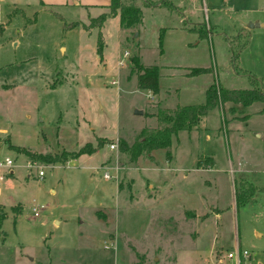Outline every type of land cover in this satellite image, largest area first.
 <instances>
[{"label": "rangeland", "instance_id": "rangeland-1", "mask_svg": "<svg viewBox=\"0 0 264 264\" xmlns=\"http://www.w3.org/2000/svg\"><path fill=\"white\" fill-rule=\"evenodd\" d=\"M120 3H135L141 23L124 30L104 16L96 27L109 0H0V159L14 163L0 183V264H133L136 253L145 264H214L235 246L264 264V113H251L259 102L213 107L197 130L172 138L169 162L162 150L153 163L118 150L152 130L157 102L199 105L212 83L246 89L248 75L264 79V27L224 39L264 18V0ZM133 58L158 68L154 97L137 88ZM196 68L207 71L191 76ZM86 143L89 157L36 158ZM208 160V173L198 172ZM25 161L45 167L43 176L29 175ZM115 166L117 180L103 179Z\"/></svg>", "mask_w": 264, "mask_h": 264}, {"label": "trees", "instance_id": "trees-1", "mask_svg": "<svg viewBox=\"0 0 264 264\" xmlns=\"http://www.w3.org/2000/svg\"><path fill=\"white\" fill-rule=\"evenodd\" d=\"M104 16L112 18L117 17L121 28H130L140 22L141 11L140 8L134 4L123 5L120 3V0H109L107 14L98 17L100 20L98 24H96V27L101 24ZM131 64L133 66L131 71L136 74L137 88L149 90L153 93L157 92L158 68L156 66H141L135 58L131 60ZM196 72L202 73L204 70L199 69V71ZM248 83V89L234 90H227L216 83H212L208 85L204 91L203 104L178 106L174 109H157L154 116L158 123V127L152 130L146 128L141 129L136 134L133 142L129 145L119 140V152L126 154L128 156V161L131 163L135 162L140 156H149L153 151L162 150L169 153L171 140L178 132L190 131L197 125L201 116L205 115L213 107L224 102L237 104L242 107L248 106L254 102H260L263 106L259 112H264V79L256 80L249 76ZM101 143L102 142H100V144ZM93 151V146L86 143L79 146L75 151H70L68 153L62 152L59 156L54 155L51 158L48 155H37L36 158L49 159L48 161L52 163H62L68 160L67 158H63L64 153L70 155V158H76L85 154L89 155ZM210 165L211 161L208 162V166ZM120 189L121 183L118 182L116 184V190L118 191ZM238 204L242 205L243 202H239ZM184 215L192 217L194 213L184 211ZM4 217L5 213L0 211V224ZM136 256L138 261L133 264H145L143 254L136 253Z\"/></svg>", "mask_w": 264, "mask_h": 264}, {"label": "crops", "instance_id": "crops-1", "mask_svg": "<svg viewBox=\"0 0 264 264\" xmlns=\"http://www.w3.org/2000/svg\"><path fill=\"white\" fill-rule=\"evenodd\" d=\"M135 6H137L135 3H133ZM138 7V6H137ZM141 11V10H140ZM203 11H206V9H205V7L203 8ZM253 19H255V20H253L256 24H258V22H260V24H262L261 22H263L264 20V18H260V19H262V20H260L259 18H253ZM141 23V18H140V22L138 23V24H140ZM252 24H250V25H252L250 28H247V26H245V25H243V26H241V27H238L237 29H235V30H233L234 32H235V34L234 33H232L231 35H228L227 37L226 36H224V39L226 40V42H227V45L229 46V45H232L234 42H235V40H236V38H237V36H239V35H241V34H249L250 32V30H252V29H256V28H263L264 26H260L259 24L257 25V26H253V24H255V23H253V22H251ZM138 24H136V25H138ZM135 25V26H136ZM130 28H132V27H130ZM130 28H128V29H130ZM127 28H124V30H126ZM205 29H207V31L209 32H207V34L208 35H210L211 34V31L212 32H214L213 31V29H212V27L211 26H209V25H207L206 27H205ZM217 33H213V35H216ZM219 36H222V35H219ZM233 47V46H232ZM125 52V51H124ZM236 55V54H235ZM127 56H128V54H127ZM236 57V56H235ZM235 60V58H234V56H233V54H230V62H231V64L234 62V60ZM141 65H143V64H141ZM124 66V65H123ZM144 66H150V65H144ZM122 67V66H121ZM196 69H201V70H204V72H206L207 71V69H205V68H196ZM130 70H131V68H130ZM131 72V71H130ZM130 74H135L134 72H131ZM198 74H200V73H194L193 75H191V76H197ZM238 75V74H237ZM236 75V76H237ZM168 76H171V74H169ZM251 77H253V78H255L256 80H261V79H258V78H262V77H255L254 75H250ZM249 77V75L247 76V78ZM135 78H136V74H135ZM61 83V82H60ZM216 84H218L217 82H216ZM112 85V84H111ZM219 85V84H218ZM8 86H4V88H7ZM222 87V86H221ZM248 88H249V86H248ZM248 88H246V89H248ZM206 89V88H205ZM224 89H226V88H224ZM142 90H144V89H142ZM227 90H234V89H227ZM146 91H149V90H146ZM205 91V90H204ZM149 92H151V91H149ZM152 93V97H154L155 96V94L157 93V92H155V93H153V92H151ZM151 97V98H152ZM254 103H258V102H254ZM254 103H252V104H254ZM260 103V102H259ZM155 104H157L156 106V110L157 109H174V108H176V107H180V105H176L174 108H166V107H161L159 104H158V102L157 103H155ZM226 105L227 107H228V111L230 112V113H232L231 111H232V107H234V106H240V105H237V104H232V103H229V102H224V103H222V104H220V106H222V105ZM252 104H250V105H248V106H245V107H242V106H240V107H242L243 109L244 108H247V107H249V106H251ZM181 106H185V105H181ZM262 106H263V104L262 103H260V106L259 107H257V108H255L251 113L252 114H255V113H258V114H261V113H264V112H259L260 110H261V108H262ZM155 112L156 111H154V112H152V113H149L148 115H149V117H151V118H153V120L155 121V124H154V127H152V129L154 128H157L158 127V123H157V121H156V118H155V116H154V114H155ZM136 114L137 115H143L141 112H140V114H138V112H136ZM206 115V114H205ZM205 115H203V116H201L200 118H199V121H198V123H197V125L194 127V128H192L190 131H193V130H197L198 129V126H199V123L201 122V119L205 116ZM247 115L246 114H244V115H242V118H245ZM241 118V117H240ZM143 128H146L147 129V127H143ZM143 128H140V130L141 129H143ZM151 129V128H150ZM139 130V131H140ZM190 131H185V132H190ZM176 137V136H175ZM118 138V137H117ZM79 147V146H78ZM155 152V153H154ZM156 152L157 151H153L149 156H146V159L147 160H149L151 163H153L154 161H155V156H156ZM37 153V152H36ZM169 155H167L168 156V158H167V162H169L170 161V159H171V145H170V148H169V153H168ZM90 155H92V154H90ZM90 155H87V154H85V155H81L78 159H80V158H85V157H89ZM141 157V156H140ZM139 157V158H140ZM139 158H138V160H139ZM202 158H206V157H202ZM104 160H101V163L103 162ZM197 161H199V157H198V159H197ZM196 161V162H197ZM100 163V164H101ZM211 169V165L210 166H208V168H206V169H203V168H198V169H196L198 172H205V173H208V171ZM193 170H195V169H193ZM195 170V171H196ZM264 173V172H263ZM11 175V174H10ZM172 180V179H171ZM199 180V183H200V185L201 186H203L204 184H205V182H204V180H200V178L198 179ZM168 182H170L169 180H166V183H168ZM161 184V183H160ZM254 184V183H253ZM258 184V183H257ZM156 185H157V181L155 182V183H149L148 185H147V192H150V193H152L154 190H155V187H156ZM171 185H168V187L166 188L167 189V191L169 192H166L167 193V197L168 196H171V199L173 200L174 198H179V197H177V196H175L174 194H175V192H174V189H173V187H170ZM253 186H256L255 184L253 185ZM258 186L259 187H261V188H263V192H264V186H261V185H259L258 184ZM161 188V187H160ZM174 192V193H173ZM262 192V193H263ZM151 195V194H150ZM180 200H181V198H180ZM251 200H253L254 201V199L253 198H250L249 199V201H251ZM174 201V200H173ZM172 201V202H173ZM0 209H1V211L2 212H4V210L2 209V207L0 206ZM33 211H35V209L33 208L32 209ZM5 213V212H4ZM34 215H35V213H34ZM36 216V215H35Z\"/></svg>", "mask_w": 264, "mask_h": 264}, {"label": "built area", "instance_id": "built-area-1", "mask_svg": "<svg viewBox=\"0 0 264 264\" xmlns=\"http://www.w3.org/2000/svg\"><path fill=\"white\" fill-rule=\"evenodd\" d=\"M127 53L124 52L122 54V58H126ZM123 59L119 60L117 62L118 66H123ZM112 85H115L116 82H111ZM108 149L110 151L115 150V143H111L108 145ZM14 167L13 161L9 157H3L0 159V183L3 180V174H12V169ZM24 168L28 170V174H31V170L38 169L37 171V177L41 178L43 176V169L45 167L39 166L38 162L35 161H25L24 163ZM113 172L109 173L108 168H103L102 172V178L105 180H111L113 179L114 181L117 180V174L119 171V168L112 167ZM30 170V171H29ZM36 215V213H35ZM214 264H249L250 260V255L244 251V250H239L238 247H234L233 250H227L224 251L219 257H214Z\"/></svg>", "mask_w": 264, "mask_h": 264}, {"label": "water", "instance_id": "water-1", "mask_svg": "<svg viewBox=\"0 0 264 264\" xmlns=\"http://www.w3.org/2000/svg\"><path fill=\"white\" fill-rule=\"evenodd\" d=\"M258 24H253V26H257ZM260 26H264V23H262V24H259ZM252 25H250V24H247V28H250ZM138 114H140V112H138Z\"/></svg>", "mask_w": 264, "mask_h": 264}]
</instances>
